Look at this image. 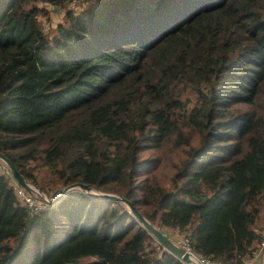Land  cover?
Segmentation results:
<instances>
[{"label": "trees", "instance_id": "16d2710c", "mask_svg": "<svg viewBox=\"0 0 264 264\" xmlns=\"http://www.w3.org/2000/svg\"><path fill=\"white\" fill-rule=\"evenodd\" d=\"M72 2L0 0V152L46 195L117 194L242 264L264 206V0ZM52 204L30 212L0 173V264H181L122 201Z\"/></svg>", "mask_w": 264, "mask_h": 264}, {"label": "built area", "instance_id": "2783aa9c", "mask_svg": "<svg viewBox=\"0 0 264 264\" xmlns=\"http://www.w3.org/2000/svg\"><path fill=\"white\" fill-rule=\"evenodd\" d=\"M72 3H77L82 0H72ZM72 5L71 2L69 6ZM47 7L51 8V4H47ZM63 12V8H57L55 6L51 9L50 22H56ZM0 173L6 175L9 178V182L12 186L14 194L19 201L24 204L30 212H39L49 207V198L47 195L39 191L35 186L32 185V190H27L11 173L9 167L0 159ZM166 232L168 237L180 246L184 252L188 254L189 261L183 260L178 257L181 264H225L223 262L213 260L209 257L198 254L192 247L189 241V237L178 229L168 230ZM264 255V230L262 236L257 243L252 247L249 257H247L242 264H255L256 260Z\"/></svg>", "mask_w": 264, "mask_h": 264}, {"label": "water", "instance_id": "95a60500", "mask_svg": "<svg viewBox=\"0 0 264 264\" xmlns=\"http://www.w3.org/2000/svg\"><path fill=\"white\" fill-rule=\"evenodd\" d=\"M0 159L5 162V164L9 167L12 175L27 189L32 190V185L29 183L22 174L17 170V168L14 166V164L3 154L0 152ZM34 186V185H33ZM37 188V187H36ZM79 188L81 190H84L86 192L99 195L101 197H105L107 199L112 200H119L125 203L129 211L133 214L135 219L141 223V225L148 230V232L169 252H171L175 257H181L185 261H189L188 254L183 251V249L178 246L175 242H173L163 231H161L159 228L155 227L152 223H150L134 206L133 204L124 199L123 197L113 194V193H106V192H100L89 185L82 183V182H75L72 184H68L64 187H62L59 192L54 195L52 198H49V203H53L58 199L60 194H65L68 191ZM38 189V188H37ZM39 190V189H38ZM40 191V190H39ZM65 264H77L75 262H66Z\"/></svg>", "mask_w": 264, "mask_h": 264}, {"label": "rangeland", "instance_id": "374dc122", "mask_svg": "<svg viewBox=\"0 0 264 264\" xmlns=\"http://www.w3.org/2000/svg\"><path fill=\"white\" fill-rule=\"evenodd\" d=\"M63 11H64V8H63ZM34 186H35V185H34ZM61 188H62V187H59V188H53V189H48L47 193H48L49 195H47V197H48V198H52L54 195H56V194L59 192V190H60ZM65 194H66V193H65ZM65 194H64V193H63V194H60V196L58 197V199H57L56 201H54L53 204L50 203V205H51V204H52V206L57 205V204L62 200V198L65 196ZM50 205H49V206H50ZM256 226H257L258 230H260V233H261V236H262V231L264 230V206H263V209H262V211H261V215H260L258 221L256 222ZM167 232H170V231H167ZM256 243H257V242H256ZM260 258H261V257H260ZM82 260H84V263H81V264H85V263H88V262H86V261H90L91 259H90L89 257H85V258H83ZM256 262H257V260H256ZM255 264H263V263H262V260H260V261H258V262L255 263Z\"/></svg>", "mask_w": 264, "mask_h": 264}, {"label": "crops", "instance_id": "0c3cea01", "mask_svg": "<svg viewBox=\"0 0 264 264\" xmlns=\"http://www.w3.org/2000/svg\"><path fill=\"white\" fill-rule=\"evenodd\" d=\"M260 260H262V263L264 264V255L261 258L257 259V262L260 261Z\"/></svg>", "mask_w": 264, "mask_h": 264}]
</instances>
